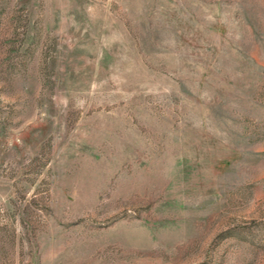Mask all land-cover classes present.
Segmentation results:
<instances>
[{"label":"rangeland","instance_id":"374dc122","mask_svg":"<svg viewBox=\"0 0 264 264\" xmlns=\"http://www.w3.org/2000/svg\"><path fill=\"white\" fill-rule=\"evenodd\" d=\"M0 264H264V0H0Z\"/></svg>","mask_w":264,"mask_h":264}]
</instances>
